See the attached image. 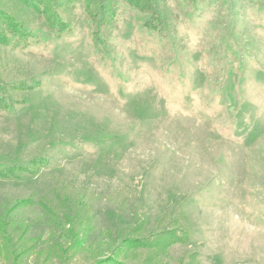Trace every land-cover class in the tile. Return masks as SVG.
Instances as JSON below:
<instances>
[{
    "label": "rangeland",
    "instance_id": "374dc122",
    "mask_svg": "<svg viewBox=\"0 0 264 264\" xmlns=\"http://www.w3.org/2000/svg\"><path fill=\"white\" fill-rule=\"evenodd\" d=\"M165 5L171 25L158 32L120 3L106 46L81 2L71 34L40 20L25 51L0 45L40 81L0 111V167L48 158L0 178V264H264V0ZM57 174L84 198L73 237L58 201L56 216L38 203ZM178 209L190 241L152 254L121 243Z\"/></svg>",
    "mask_w": 264,
    "mask_h": 264
},
{
    "label": "trees",
    "instance_id": "16d2710c",
    "mask_svg": "<svg viewBox=\"0 0 264 264\" xmlns=\"http://www.w3.org/2000/svg\"><path fill=\"white\" fill-rule=\"evenodd\" d=\"M78 2L84 5L87 24L98 26L94 33L99 43L104 46H106L105 38L109 29L116 23L120 3H126L130 7L146 12L148 14L145 23L147 28L161 32L171 25L165 9V0H0V45L15 52L25 51L39 40L37 27L40 20L45 21L48 30L57 37L71 34L79 22V17L75 13ZM23 71V66L14 53L7 52L0 55V111L9 112L24 106L26 102L21 94L35 89L40 84V81L33 82L25 78ZM47 161L48 158L42 155L32 158L28 165L17 167L13 164L0 167V178H18L20 173L37 174ZM54 177L57 178L53 191L54 198L43 196L38 203L43 206L46 214L56 216L58 206L54 201H58L67 211L64 217L69 222H66L70 226L74 225L73 221L83 215L81 207L85 205L82 193L73 190L70 186L73 184L61 179L60 175L57 174ZM3 214L5 212L1 215ZM5 216L6 214L4 219L0 218V221H5ZM186 219L185 214L178 209L174 215L170 216V221L164 227L146 234L126 235L121 243L135 250L140 248L152 250L151 254L165 253L171 245L184 244L191 240L192 232L185 224ZM56 221L61 220L57 218ZM144 223L145 221L134 223V226H137L135 231L139 232ZM71 227L69 231L72 232L71 237H73L74 227ZM10 239L7 238V240ZM10 250L12 251L11 248ZM93 264L129 263L118 259L116 255H108L96 260ZM188 264L197 263L191 258Z\"/></svg>",
    "mask_w": 264,
    "mask_h": 264
}]
</instances>
